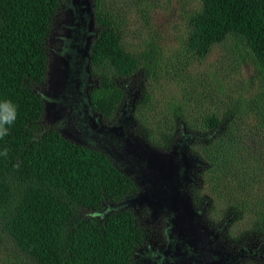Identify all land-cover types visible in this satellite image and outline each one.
Returning a JSON list of instances; mask_svg holds the SVG:
<instances>
[{
	"label": "trees",
	"instance_id": "16d2710c",
	"mask_svg": "<svg viewBox=\"0 0 264 264\" xmlns=\"http://www.w3.org/2000/svg\"><path fill=\"white\" fill-rule=\"evenodd\" d=\"M110 1L94 0L89 50L98 80L89 96L104 119L115 121L126 89L139 92L143 82L156 88L162 77L180 88L191 78L188 67L229 37L235 55L255 64L242 94L216 90L223 99L208 89L135 93L133 131L163 151L196 133L189 148L202 167L194 203H205L212 224L230 218V235L243 229L264 236V0H193L166 61L154 39L138 46L125 40ZM138 1L146 17L151 5ZM59 2L0 0V104L14 112L0 136V264H129L144 227L130 207H105L137 191L136 183L100 150L65 139L44 121L46 41ZM162 64L171 67L164 75ZM206 99L226 112L208 107L197 116Z\"/></svg>",
	"mask_w": 264,
	"mask_h": 264
},
{
	"label": "water",
	"instance_id": "95a60500",
	"mask_svg": "<svg viewBox=\"0 0 264 264\" xmlns=\"http://www.w3.org/2000/svg\"><path fill=\"white\" fill-rule=\"evenodd\" d=\"M76 5V4H74ZM73 15L69 10L64 28V53L54 56L46 72L49 97L44 100V116L59 123L57 131L67 140L105 154L112 164L130 177L142 191L130 204L145 205L151 218L164 214L168 220L170 243L185 249H204L211 242L202 213L193 204L189 186L198 181L200 158L189 148V137L170 150H160L129 131L133 114L122 115L114 123H105L82 104V75L87 68L91 39L86 28L94 26L89 2ZM87 12V20L83 12ZM197 171V172H196ZM171 247V244L168 246Z\"/></svg>",
	"mask_w": 264,
	"mask_h": 264
},
{
	"label": "flooded vegetation",
	"instance_id": "af4514ba",
	"mask_svg": "<svg viewBox=\"0 0 264 264\" xmlns=\"http://www.w3.org/2000/svg\"><path fill=\"white\" fill-rule=\"evenodd\" d=\"M87 1L89 2L90 12L94 17V0ZM86 7L85 0H60L57 11L52 19V25L46 41L48 57L47 69L48 65L53 62L56 54L64 53V42L66 40L64 38V28L68 25L69 10H72L73 15L76 16V12L80 8L86 9ZM83 17L87 20L86 10L83 12ZM86 30L92 42L97 32L95 19L94 26L91 29L86 28ZM86 65L87 68L83 69L81 78L83 81L81 87L82 95L80 97L82 104H86L87 102L91 103L89 93L98 84V80L91 74L90 55ZM126 91L128 98L120 108L116 120H107L101 117L103 122L114 123L122 115H127L128 113L133 114L134 97H130L132 93L129 92V89H126ZM45 92L48 93L47 79H45V86L40 89L43 101L49 98L45 96ZM88 111L93 117L100 118L101 114L94 110L92 104L89 106ZM44 121L50 128L57 131L59 123L50 122L45 116ZM134 121L129 126V131L133 135L140 137L133 131L136 124L135 119ZM140 138L143 140L142 137ZM185 138L186 136L182 135L174 146L179 145ZM201 167L202 161L200 169ZM196 174L198 175V172ZM195 184L197 182L189 186L193 204L202 213V219L207 224V229L214 230L213 236H209L211 242L209 244L207 243L204 249H185V247L177 249V246L175 247L174 244L170 243V241H175V239L168 236L169 224L164 214L158 215L156 218H151L149 209L145 205H136L133 207L130 204L133 201V196L142 191V188L139 186H137V191L134 193L124 196L119 201L106 205L105 208H109V211L120 209L121 207H130L138 215L139 222L144 227V239L132 253L129 264H264V236L262 234H256L255 232H247L243 229L238 231L236 236L230 235V218L228 217L218 225L212 224L206 217L205 203L199 205L194 203L192 187ZM170 244L171 247H168Z\"/></svg>",
	"mask_w": 264,
	"mask_h": 264
},
{
	"label": "rangeland",
	"instance_id": "374dc122",
	"mask_svg": "<svg viewBox=\"0 0 264 264\" xmlns=\"http://www.w3.org/2000/svg\"><path fill=\"white\" fill-rule=\"evenodd\" d=\"M146 1L151 5L148 8L146 17L142 15V10L145 7L143 1L111 0L110 5L114 8L116 16L121 17L125 40L138 46L147 40L154 39L161 47L163 58L166 61L170 56V52L176 46L174 36L181 34L184 30L185 25L182 20L185 17V13L196 2L193 0ZM234 43L235 40L229 37L224 42L214 45L205 59L197 60L194 65L188 67L187 72L191 78H185L186 81L181 82L180 88L178 85L171 84L166 78L159 77L160 81L156 84V88L148 89L146 81L137 88L138 90L141 89V91L132 92L129 89V92L133 93L134 98L136 96L135 93L145 94L148 92H152L159 97H167L166 93L169 92L171 95H181L185 89L189 91L190 95L193 91L208 89L217 99L223 98L216 90H221L226 95L242 94L241 90L252 79L257 70L251 60L246 59L243 61L238 55H235L234 49H232ZM166 69H171V67L162 64V75L165 74ZM137 83L139 84V80H137ZM254 87H258V85ZM159 88L166 93L158 90ZM224 100L231 103V98H224ZM204 103L207 106L200 104L196 111L197 116L200 114L204 115L208 107L220 113H224L227 110L225 105L216 106L208 102L207 99L204 100ZM192 137H196V133L189 136V139ZM230 228L232 229L231 231L236 229V227Z\"/></svg>",
	"mask_w": 264,
	"mask_h": 264
},
{
	"label": "clouds",
	"instance_id": "9594fccd",
	"mask_svg": "<svg viewBox=\"0 0 264 264\" xmlns=\"http://www.w3.org/2000/svg\"><path fill=\"white\" fill-rule=\"evenodd\" d=\"M14 119V112L9 104L5 102L0 104V136L6 134L5 124H10Z\"/></svg>",
	"mask_w": 264,
	"mask_h": 264
}]
</instances>
